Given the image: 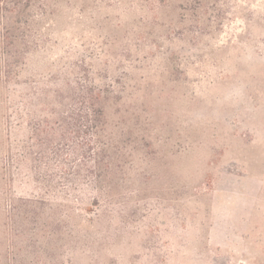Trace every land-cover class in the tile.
I'll list each match as a JSON object with an SVG mask.
<instances>
[{"label":"rangeland","instance_id":"1","mask_svg":"<svg viewBox=\"0 0 264 264\" xmlns=\"http://www.w3.org/2000/svg\"><path fill=\"white\" fill-rule=\"evenodd\" d=\"M24 18L10 70L0 46V264H264V0ZM81 86L106 98L99 188L32 146Z\"/></svg>","mask_w":264,"mask_h":264},{"label":"trees","instance_id":"2","mask_svg":"<svg viewBox=\"0 0 264 264\" xmlns=\"http://www.w3.org/2000/svg\"><path fill=\"white\" fill-rule=\"evenodd\" d=\"M34 1L0 0V46L9 70L18 62L13 51L19 41L21 22ZM105 99L103 93L93 86L78 87L69 96V106L56 113L53 129L34 130L32 146L44 158L48 152L52 157L46 159V170H51L53 159L64 168L73 169L74 174L70 177L73 182L87 180L91 188H99L111 177L113 163L106 157L107 146L102 141L106 121ZM66 153L80 164L73 168L64 158Z\"/></svg>","mask_w":264,"mask_h":264}]
</instances>
